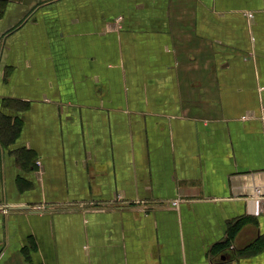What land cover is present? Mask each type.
Here are the masks:
<instances>
[{
    "label": "crops",
    "instance_id": "crops-1",
    "mask_svg": "<svg viewBox=\"0 0 264 264\" xmlns=\"http://www.w3.org/2000/svg\"><path fill=\"white\" fill-rule=\"evenodd\" d=\"M1 115L0 264H264V0H0Z\"/></svg>",
    "mask_w": 264,
    "mask_h": 264
},
{
    "label": "trees",
    "instance_id": "trees-1",
    "mask_svg": "<svg viewBox=\"0 0 264 264\" xmlns=\"http://www.w3.org/2000/svg\"><path fill=\"white\" fill-rule=\"evenodd\" d=\"M13 127L15 128L17 126L10 124V118H8L4 115L0 116V132H2L3 136H7V137L10 136L11 131L13 130ZM14 131L16 133V130H14ZM13 132H12V134H13Z\"/></svg>",
    "mask_w": 264,
    "mask_h": 264
},
{
    "label": "built area",
    "instance_id": "built-area-1",
    "mask_svg": "<svg viewBox=\"0 0 264 264\" xmlns=\"http://www.w3.org/2000/svg\"><path fill=\"white\" fill-rule=\"evenodd\" d=\"M118 19H121V18H118ZM38 163H39V162H38ZM178 203H179L178 200L173 201V206H178ZM6 208H7V206H6ZM6 208H5V209H6Z\"/></svg>",
    "mask_w": 264,
    "mask_h": 264
}]
</instances>
